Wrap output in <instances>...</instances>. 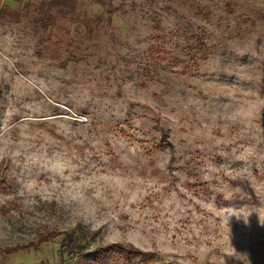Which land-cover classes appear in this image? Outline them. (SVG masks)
<instances>
[{
	"label": "rangeland",
	"instance_id": "rangeland-1",
	"mask_svg": "<svg viewBox=\"0 0 264 264\" xmlns=\"http://www.w3.org/2000/svg\"><path fill=\"white\" fill-rule=\"evenodd\" d=\"M77 3L0 19V264H264V0Z\"/></svg>",
	"mask_w": 264,
	"mask_h": 264
},
{
	"label": "trees",
	"instance_id": "trees-1",
	"mask_svg": "<svg viewBox=\"0 0 264 264\" xmlns=\"http://www.w3.org/2000/svg\"><path fill=\"white\" fill-rule=\"evenodd\" d=\"M99 5H104V0H94ZM228 14L232 13V10L229 8V5L226 6ZM23 11H13L8 7H0V19L9 16L10 18L14 19L15 21L20 20L22 16H25L28 14V12H33V16L31 17V22L35 25V27L39 28L40 31L47 34L45 38L41 39V42H52L51 40V34L50 31L59 25L60 22L68 23V24H81L87 26L88 22L81 17V15L78 13V3L77 0H40L39 2L32 4V3H26L23 6ZM201 15L203 17H208V13L204 11H200ZM194 39L197 41L199 45H203V38L199 36H195ZM59 41H57L58 43ZM56 43V44H57ZM80 237H82L85 241V239L88 241L89 236L88 234H78ZM62 236V242L63 247L66 249L67 255H79L83 252V248H85L83 242L77 241L78 243L75 245H72L73 242H71V237L65 233V232H49L45 235H41L36 243H31L29 246L33 247H22L19 248L18 246L12 250L10 255L16 253L20 249H39V247L50 241V239L60 237ZM94 236V233L90 234V237ZM79 239V238H78ZM69 240V241H68ZM80 240V239H79ZM19 248V249H18ZM101 252H112L116 251L118 254L123 255L127 260H130L132 257L135 256L137 253L136 250L130 246L125 245L122 246L120 244L115 245H107L104 247L98 248Z\"/></svg>",
	"mask_w": 264,
	"mask_h": 264
}]
</instances>
